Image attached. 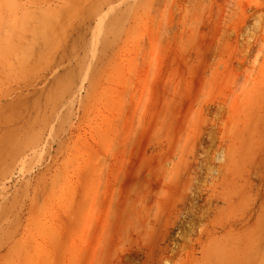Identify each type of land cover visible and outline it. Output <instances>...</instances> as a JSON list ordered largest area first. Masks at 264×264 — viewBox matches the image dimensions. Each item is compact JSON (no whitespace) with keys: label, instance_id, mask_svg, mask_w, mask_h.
I'll return each instance as SVG.
<instances>
[{"label":"rangeland","instance_id":"obj_1","mask_svg":"<svg viewBox=\"0 0 264 264\" xmlns=\"http://www.w3.org/2000/svg\"><path fill=\"white\" fill-rule=\"evenodd\" d=\"M0 264H264V0H0Z\"/></svg>","mask_w":264,"mask_h":264}]
</instances>
